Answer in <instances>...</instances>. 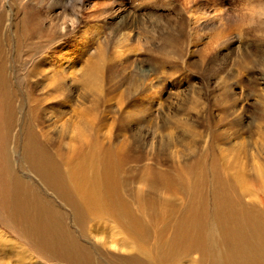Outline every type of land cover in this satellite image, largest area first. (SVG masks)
<instances>
[{
	"label": "rangeland",
	"instance_id": "1",
	"mask_svg": "<svg viewBox=\"0 0 264 264\" xmlns=\"http://www.w3.org/2000/svg\"><path fill=\"white\" fill-rule=\"evenodd\" d=\"M0 97V264H264V0H0Z\"/></svg>",
	"mask_w": 264,
	"mask_h": 264
},
{
	"label": "bare ground",
	"instance_id": "2",
	"mask_svg": "<svg viewBox=\"0 0 264 264\" xmlns=\"http://www.w3.org/2000/svg\"><path fill=\"white\" fill-rule=\"evenodd\" d=\"M10 112H11L10 106H8L6 102L0 97V130L3 127L6 130L10 126V120H11L9 116ZM1 139L2 138L0 137V145L2 144ZM35 145L36 144H34V146ZM31 149H32L31 141H29L26 145V150L30 151ZM35 158L38 159L37 156H35ZM0 160H1V156H0ZM3 162L0 161V164H3ZM37 165L40 168V170L44 173L47 180L50 181L54 180L53 179L54 173L51 168V165L41 161L37 162ZM4 171L7 172V167L2 168L0 173V200L4 207V210L6 209L5 211L8 212H12L13 210L17 211V214L15 216L18 217L25 224V227L28 229L27 231L29 232V235L31 237H33V231L45 237L44 241H50V240L53 241L52 239L54 238H51V236L54 234V232H56L57 237H61L62 230L60 224L58 222H55L52 226H50V222L47 223L46 221L44 212L39 207H35L34 205H32L31 196L33 195L31 193L24 192L20 188V185L14 182L15 179L12 178L11 175H7L3 177L5 175ZM78 189L87 203L95 205V207H97L98 209L101 210L103 209L102 207L105 206V202L103 200L100 201L101 195L98 193V183L93 177L91 181H87V182L84 181L80 183ZM89 201L95 203H91ZM29 203L35 209L36 211L35 213L30 214V210L28 208ZM178 241L177 243H179ZM56 245H59V242H56ZM86 250L87 249L82 246L74 247L73 245L70 244L67 249H63V253L72 264H78L77 259L80 260L81 264H92L91 255ZM166 252L167 251H165V253ZM134 264H139V262L134 261Z\"/></svg>",
	"mask_w": 264,
	"mask_h": 264
}]
</instances>
